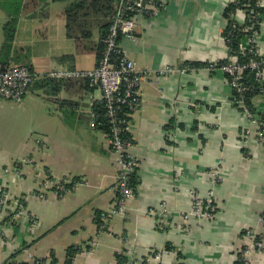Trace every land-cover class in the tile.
<instances>
[{
  "label": "crops",
  "instance_id": "crops-1",
  "mask_svg": "<svg viewBox=\"0 0 264 264\" xmlns=\"http://www.w3.org/2000/svg\"><path fill=\"white\" fill-rule=\"evenodd\" d=\"M233 0H158L155 15L138 18L132 38L120 46L139 69L155 74L141 86V104L130 120L137 186L124 216L113 213L117 166L106 134L93 124L100 90L85 78L33 83L22 102L0 99V176L7 210L23 199L20 217L0 226V264L24 244L16 261L63 264L66 249L89 244L76 264H236L251 230L264 244V146L256 128L233 107L225 75L206 67L180 71L188 63L217 64L228 58L223 12ZM64 5L48 2L18 19L9 65H26L37 76L62 69L91 70L94 53H77L65 34ZM242 22L244 16L237 13ZM5 14L0 9L1 28ZM95 31V32H94ZM93 40H98L94 29ZM264 58V17L256 37ZM72 55L74 63L57 58ZM264 110V95L253 99ZM248 131V137L242 133ZM25 159L30 160L25 164ZM215 174V175H213ZM67 178L77 185L62 196L52 186ZM43 191L45 199L35 193ZM213 192L212 219L191 217V193ZM165 205L168 213L160 212ZM152 210L154 214H148ZM102 214L99 229L95 218ZM166 247H169L167 250ZM163 252L162 259L151 257ZM264 264V247L251 253Z\"/></svg>",
  "mask_w": 264,
  "mask_h": 264
},
{
  "label": "built area",
  "instance_id": "built-area-1",
  "mask_svg": "<svg viewBox=\"0 0 264 264\" xmlns=\"http://www.w3.org/2000/svg\"><path fill=\"white\" fill-rule=\"evenodd\" d=\"M258 5L264 7V0H258ZM161 5L158 0H119L116 12L111 18V23L107 34L100 40L103 45L101 58L97 65L91 70L62 69L48 72L45 76H37L26 65H2L0 63V99L14 103L22 102L29 88L39 79L48 78L54 80H65L70 78H85L90 88L100 90L99 104H101L104 114L103 118L109 128V145L115 156L117 166V192L119 198L113 210V213L124 216L128 211V203L134 198L135 190L131 184V178L134 169L137 166L136 157L132 151L133 140L130 135V118L141 104V86L144 82L158 76H166L174 72L171 68H162L157 74L139 69L136 63L123 52L120 42L122 38H132L131 32L137 24L138 18L143 16L155 15ZM257 33L248 37L244 41V47L250 43H255ZM243 47V46H242ZM251 59L247 63H241L237 57L231 56L223 64H210L208 69H217L226 76V84L229 90L230 101L232 104H238L243 109V114L254 124L258 142L264 146V132L260 130L257 116L250 112L245 106L244 95L249 91V85L244 81V72L250 70L253 72L256 80L264 82V58ZM187 68H180V71H186ZM264 95V87L262 88ZM264 112V110L260 111ZM93 124H95V112L92 114ZM248 137V131L244 132ZM25 164L30 160L25 159ZM1 170V168H0ZM215 175V174H213ZM77 183L67 178L45 183L44 186H52L54 192L62 196ZM5 186L0 185V216L8 211L5 203L7 202V193ZM39 200L45 199L43 191L35 193ZM213 192L203 199L201 196L191 193L190 210L184 214L186 219L195 218H213L214 205ZM23 199L15 202L11 212L16 210L21 214L24 212ZM160 212L168 213V209L163 204ZM152 215V210L148 211ZM18 215V214H16ZM15 215V216H16ZM264 223V215L259 218ZM247 244L244 246L241 254L243 264H253L250 258L251 253H260L264 247L263 241L251 231L245 232ZM163 252H153L151 257L155 260L162 259ZM126 261L124 264H133L124 254ZM43 264H49L45 262ZM71 264H76L73 259Z\"/></svg>",
  "mask_w": 264,
  "mask_h": 264
},
{
  "label": "trees",
  "instance_id": "trees-1",
  "mask_svg": "<svg viewBox=\"0 0 264 264\" xmlns=\"http://www.w3.org/2000/svg\"><path fill=\"white\" fill-rule=\"evenodd\" d=\"M55 1H61L65 3V34L67 38L73 40L76 52L94 53L96 60L99 61L103 50V45L100 40L108 32L111 18L116 12L119 0H0V9L5 14V21L1 28L2 44L0 46V63L2 65H9L8 60L12 52L15 31L19 17L35 10L39 2L41 4H46L48 2ZM239 12H241L244 16L242 22H239L236 18L237 13ZM223 17L225 19V27L222 32V37L228 48V58L231 56L237 57L241 63H247L251 59L260 58L257 52L256 44L254 42L244 47V41L246 38L252 37L254 33H259L260 24L264 17V7L258 5V0H233L225 7ZM94 29L98 31L97 41L93 40ZM228 58L217 64L220 65L225 63L228 61ZM57 61L69 63L71 64L69 67H72V64L74 63V57L72 55L61 56L57 58ZM209 65L210 64L188 63L181 67V69L185 67L187 68L186 71L197 70L199 68L208 67ZM244 81L250 87L249 91L244 95L245 106L250 110L251 113L258 117L257 120L259 128L264 132V112L257 111L253 105V99L259 95H262L261 90L264 87V82L256 80L253 72L250 70H246L244 72ZM87 85L89 86L88 81ZM232 105L240 112L243 111V109L238 104L233 103ZM93 110L96 116H98L95 121L96 128L102 131L108 137L109 128L103 118L104 110L101 104L97 102L94 105ZM242 135L245 136L244 133H242ZM136 169L137 166L134 169L131 178V184L134 190H136L137 186V180L135 177ZM118 198L119 195L117 194L114 208ZM17 211L18 210H16L14 213L8 214L7 216H3L0 219V226L14 219L16 214H18L16 217L23 215V212L20 214ZM215 212L216 209L213 210V214ZM101 215L102 214L98 213L95 218V222L97 223L99 229H102L104 226ZM257 238L260 239L259 236H257ZM28 246L29 245L24 244L22 248L14 251L11 257L7 260L6 264H28L27 261L15 260V258L20 255L24 249H27ZM168 248L169 247H166L167 250H170ZM88 250H90L89 244L68 247L65 252L63 264H71L72 260L75 259L79 253L87 252ZM242 250L237 256L236 264H243L241 258ZM49 259V264H57V259L53 254L50 255ZM46 261L47 260L42 259L32 261L31 263L43 264ZM125 261L126 259L122 252L115 255L116 264H124Z\"/></svg>",
  "mask_w": 264,
  "mask_h": 264
},
{
  "label": "rangeland",
  "instance_id": "rangeland-1",
  "mask_svg": "<svg viewBox=\"0 0 264 264\" xmlns=\"http://www.w3.org/2000/svg\"><path fill=\"white\" fill-rule=\"evenodd\" d=\"M61 2V1H60ZM63 3V2H62ZM63 5L65 6V3H63ZM95 32V31H94ZM9 172L8 169H3L1 168L0 170V176H4V173L7 174ZM40 192V191H39ZM7 193V192H6ZM20 199V198H19ZM7 201V200H6ZM5 205L8 207V203L6 202ZM16 217V216H15Z\"/></svg>",
  "mask_w": 264,
  "mask_h": 264
}]
</instances>
